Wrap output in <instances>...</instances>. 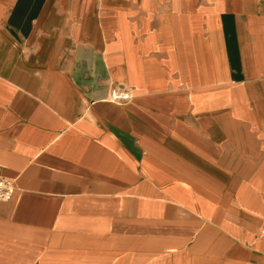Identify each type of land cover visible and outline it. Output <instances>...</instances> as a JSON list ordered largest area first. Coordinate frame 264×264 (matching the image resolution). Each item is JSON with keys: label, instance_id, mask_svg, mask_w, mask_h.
Returning a JSON list of instances; mask_svg holds the SVG:
<instances>
[{"label": "crops", "instance_id": "crops-1", "mask_svg": "<svg viewBox=\"0 0 264 264\" xmlns=\"http://www.w3.org/2000/svg\"><path fill=\"white\" fill-rule=\"evenodd\" d=\"M0 176V264H264V0H0Z\"/></svg>", "mask_w": 264, "mask_h": 264}, {"label": "built area", "instance_id": "built-area-1", "mask_svg": "<svg viewBox=\"0 0 264 264\" xmlns=\"http://www.w3.org/2000/svg\"><path fill=\"white\" fill-rule=\"evenodd\" d=\"M133 92L130 87L123 84H115L110 88L108 100L115 103H126L133 98ZM14 181L12 178L0 176V202H8L14 195Z\"/></svg>", "mask_w": 264, "mask_h": 264}]
</instances>
